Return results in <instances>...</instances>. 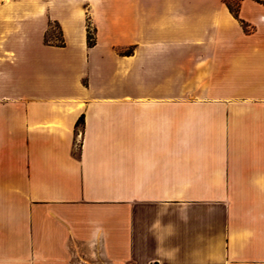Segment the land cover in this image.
Segmentation results:
<instances>
[{"label":"crops","instance_id":"crops-1","mask_svg":"<svg viewBox=\"0 0 264 264\" xmlns=\"http://www.w3.org/2000/svg\"><path fill=\"white\" fill-rule=\"evenodd\" d=\"M0 264H264V0H0Z\"/></svg>","mask_w":264,"mask_h":264},{"label":"rangeland","instance_id":"rangeland-1","mask_svg":"<svg viewBox=\"0 0 264 264\" xmlns=\"http://www.w3.org/2000/svg\"><path fill=\"white\" fill-rule=\"evenodd\" d=\"M228 2L232 5L235 6L236 0H228ZM68 10L63 13L64 16L72 19L74 21V27L80 29L83 26V23L85 21L86 23V28H87V39H88V33L95 38V28L93 24L90 21V18L88 16V5H84V9L86 11V17L83 12V7L82 6H76V5H70ZM81 12V17L79 16V13ZM95 40V39H94ZM45 42L46 43H53L57 45H63L64 40L62 36V28L61 26L54 22L50 21L49 24V29L45 34ZM87 73H89L90 69H86ZM90 73L93 75V72L90 71ZM119 89V88H118Z\"/></svg>","mask_w":264,"mask_h":264},{"label":"trees","instance_id":"trees-1","mask_svg":"<svg viewBox=\"0 0 264 264\" xmlns=\"http://www.w3.org/2000/svg\"><path fill=\"white\" fill-rule=\"evenodd\" d=\"M239 1H240V0H236V4H235V6H232V5L228 2V0H226V3H227V5H228L230 11L234 14V16H235L236 18H239ZM241 22H242V25H243V27H244L245 29H247V28L249 27V25H248L245 21L241 20ZM94 41H95L94 38L90 35V33H88V45H89V46H92V45L94 44Z\"/></svg>","mask_w":264,"mask_h":264}]
</instances>
